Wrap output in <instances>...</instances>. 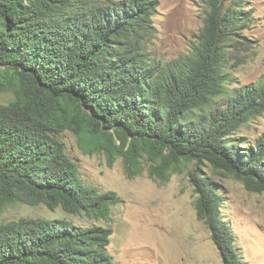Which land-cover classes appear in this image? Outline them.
Listing matches in <instances>:
<instances>
[{"label": "trees", "instance_id": "trees-1", "mask_svg": "<svg viewBox=\"0 0 264 264\" xmlns=\"http://www.w3.org/2000/svg\"><path fill=\"white\" fill-rule=\"evenodd\" d=\"M159 0H0V213L44 203L111 220L114 190L85 183L61 133L134 178L147 165L167 182L189 169L198 219L224 264H245L222 217L224 198L197 167L232 174L264 192V133L236 134L264 113V81L230 93L232 48L252 19L244 0H207L205 24L187 54L162 63L147 43ZM88 6V7H87ZM232 45V46H231ZM246 146V151H241ZM113 230L61 218L0 223V264H120L108 251Z\"/></svg>", "mask_w": 264, "mask_h": 264}, {"label": "rangeland", "instance_id": "rangeland-1", "mask_svg": "<svg viewBox=\"0 0 264 264\" xmlns=\"http://www.w3.org/2000/svg\"><path fill=\"white\" fill-rule=\"evenodd\" d=\"M244 11L252 15L241 39L249 47L232 48L239 57L228 64V87L264 81V0H244ZM154 15L155 32L147 43L152 59L167 63L187 54L205 24L207 0H159ZM232 0H226L229 5ZM14 96L0 93V104ZM264 133V113L236 134L237 140H255ZM67 154L78 164L82 180L101 190H114L122 202L114 205L111 220L95 219L85 213L72 214L62 207L51 210L44 203L8 204L0 213V223L22 217L61 218L90 227L103 225L113 230L108 251L120 264H224L222 253L211 238V230L197 217V194L189 169L172 175L169 181L151 179L147 165L142 174L129 178L122 158L109 167L100 153H86L78 137L69 130L61 133ZM246 146H242L241 151ZM199 173L209 177L222 201V217L231 226L235 246L245 264H264V192L250 191L232 174L200 164Z\"/></svg>", "mask_w": 264, "mask_h": 264}, {"label": "bare ground", "instance_id": "bare-ground-1", "mask_svg": "<svg viewBox=\"0 0 264 264\" xmlns=\"http://www.w3.org/2000/svg\"><path fill=\"white\" fill-rule=\"evenodd\" d=\"M88 7V6H87ZM232 46V45H231ZM240 61V60H239Z\"/></svg>", "mask_w": 264, "mask_h": 264}]
</instances>
